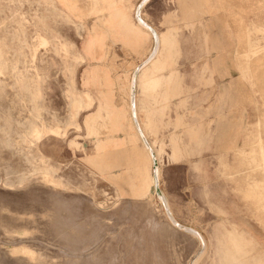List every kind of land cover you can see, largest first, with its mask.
Listing matches in <instances>:
<instances>
[{
    "label": "rangeland",
    "instance_id": "374dc122",
    "mask_svg": "<svg viewBox=\"0 0 264 264\" xmlns=\"http://www.w3.org/2000/svg\"><path fill=\"white\" fill-rule=\"evenodd\" d=\"M143 1L0 0V264H264V0Z\"/></svg>",
    "mask_w": 264,
    "mask_h": 264
},
{
    "label": "bare ground",
    "instance_id": "6f19581e",
    "mask_svg": "<svg viewBox=\"0 0 264 264\" xmlns=\"http://www.w3.org/2000/svg\"><path fill=\"white\" fill-rule=\"evenodd\" d=\"M43 1V0H42ZM47 2H48V4H50V5H52V6H54L55 8L54 9H57V11H58V13L57 14H59V16H61V17H64L65 19H67V20H69V18L65 15V14H63L59 9H58V7L56 6V4H55V2H54V0H46ZM148 0H144L143 1V3H144V5H145V3L147 2ZM207 6V5H206ZM143 7V6H142ZM141 7V8H142ZM207 7H209V6H207ZM47 9V8H46ZM139 10H140V8L137 10V12H136V17H135V21H136V23H137V25L141 28V29H143L144 31H147V32H150L151 34H152V36H153V41H154V52H153V54L152 55H155L156 53H158L159 51H160V48H161V36H160V34H158L157 32H155L152 28H150L149 27V25L147 24V22L142 18V11L139 13ZM208 11H209V8H208ZM49 15V14H48ZM56 16V15H55ZM67 22V21H66ZM216 30H217V33H220V30L218 29V28H215ZM37 37H40V35L37 33ZM214 37V36H213ZM38 39V38H37ZM42 40V39H41ZM18 42V41H17ZM45 42V41H44ZM59 42V41H58ZM215 42V41H214ZM41 44H42V42H40ZM39 43V44H40ZM54 43V42H53ZM60 43V42H59ZM216 43V42H215ZM40 44V45H41ZM50 44V43H49ZM51 45V44H50ZM55 45H56V43H55ZM55 45H54V47H55ZM58 45V44H57ZM45 47V46H44ZM71 47V46H70ZM68 48V47H67ZM66 48V49H67ZM72 48V47H71ZM65 49V46L64 45H60L58 48H56L55 50H56V53H58L59 54V56H60V54H62V56H65V54L67 55L68 53H67V51H68V49L66 50ZM54 50V51H55ZM70 50V49H69ZM72 54V53H71ZM7 56V55H6ZM69 56V55H68ZM68 56H66V57H68ZM71 57V56H70ZM60 58H62V57H60ZM2 59H3V55H2V50H0V72H1V69L3 68L2 67ZM63 59V58H62ZM66 59V58H65ZM77 59L79 60V61H82L83 59H82V57L80 56V55H78L77 56ZM68 60V59H67ZM4 61V60H3ZM66 61V60H65ZM8 62L9 61H7V64H8ZM75 62V61H74ZM5 63V62H4ZM10 63V62H9ZM75 63H77V61L75 62ZM143 63V62H142ZM6 64V63H5ZM13 64H16V63H13ZM6 66V65H5ZM7 66H9V65H7ZM16 66V65H15ZM7 68V67H6ZM13 68V67H12ZM12 68H7V69H12ZM16 68V67H15ZM14 68V69H15ZM13 69V70H14ZM3 70V69H2ZM9 70V71H10ZM17 70V69H16ZM8 71V70H7ZM7 71H5V72H7ZM2 73V72H1ZM0 73V74H1ZM8 73V72H7ZM11 74H13V73H15V72H10ZM5 74V73H4ZM22 77V76H21ZM23 78V77H22ZM18 81H20V80H18ZM24 81V80H23ZM17 82V81H16ZM22 82V81H21ZM18 83V82H17ZM20 83V82H19ZM21 84V83H20ZM23 85H25V84H23ZM131 87L133 88V83H132V85H131ZM38 92V91H37ZM38 94V93H37ZM74 97V96H73ZM77 99H79V98H77ZM82 99V98H81ZM84 99V98H83ZM82 99V100H83ZM82 100H74V101H71L72 102V109H73V111L74 112H71L72 114L73 113H77L79 110H81L83 107V105H84V102L82 101ZM133 100H134V95L132 94V96H131V109H132V116H133V119L135 120V124H136V128H137V130H138V132H139V134H140V136L142 137V139H143V144H144V147H145V149H146V151H147V153L149 154V155H151V158H152V163H153V168H152V171H153V175H154V179H155V183L156 184H159V167H158V164H157V161H156V157H155V154H154V152H153V150H152V148H151V146L145 141V139H144V137H143V135L141 134V131H140V129H139V126H138V124H137V112H136V109H135V102L133 103ZM37 101V100H36ZM85 101H86V105H88V104H91V98L89 97V98H85ZM135 101V100H134ZM71 110V109H70ZM71 115V114H70ZM77 115V114H76ZM71 117H72V115H71ZM71 120V119H70ZM34 127V126H33ZM31 128V127H30ZM58 129V128H57ZM57 129H52V131H54V130H57ZM31 130H33V129H31ZM42 131H43V129H42ZM33 132H34V135L36 134V127H35V129L33 130ZM56 132H58V131H56ZM40 133V132H39ZM51 133V132H50ZM39 135V134H38ZM64 135V134H63ZM36 136H37V134H36ZM30 137H31V135H30ZM34 138V137H33ZM36 139V138H35ZM37 173V172H36ZM44 177V176H43ZM42 182V181H41ZM54 183V182H53ZM160 196V197H159ZM157 197H158V199L160 200V202L162 203V205H163V207H164V211H165V214H166V217H167V220L171 223V225H173L174 227H176V228H178V229H180V230H184V231H186V232H188L189 234H191L194 238H196L197 240H199L200 242H201V244H202V246H203V248L204 247H206L205 246V242H204V239H203V237L199 234V233H197L196 231H193V230H191V229H186V228H184V227H182V226H180L174 219H173V216H172V213H171V210L169 209V207H168V204H167V202H166V200H165V197H164V195H163V193L161 192V193H159V194H157ZM151 198H152V196H151ZM154 198V197H153ZM151 201V200H150ZM227 204V203H226ZM223 206V205H222ZM229 206V205H228ZM255 240V239H254ZM195 259V258H194ZM190 264H194L193 263V261L190 263Z\"/></svg>",
    "mask_w": 264,
    "mask_h": 264
},
{
    "label": "crops",
    "instance_id": "0c3cea01",
    "mask_svg": "<svg viewBox=\"0 0 264 264\" xmlns=\"http://www.w3.org/2000/svg\"><path fill=\"white\" fill-rule=\"evenodd\" d=\"M210 1V4H211V6H209V7H205V9H206V13H209L208 15L210 16V18L211 19H215L217 16H220V11H222V9H223V5H222V3H221V0H209ZM208 8H209V11H208ZM84 95H85V98H91V103L94 101L93 100V98L91 97V95H89L88 93H84ZM132 96V95H131ZM84 106V105H83ZM82 106V107H83ZM86 107H89V106H91V104H88V105H85ZM131 112H132V109H131ZM134 122H135V120H134ZM137 124H138V126H139V129H140V131H141V134L143 135V137H144V139H145V141L149 144V142H148V140H147V138H146V136L144 135V133L142 132V129H141V126H140V124H139V121H138V118H137ZM136 125V124H135ZM142 141H143V139H141ZM150 145V144H149ZM151 146V145H150ZM186 194V193H185ZM187 196H189L187 199H188V202H190V201H192L193 200V198H192V195H191V193H190V191H188V193H187ZM221 210H223V211H225V213L227 214V215H229V219L231 220V221H233L232 223L233 224H235V225H240V221H241V219H240V216H239V214H236V210H233L231 207L230 208H222ZM173 217L174 218H176L177 216H176V213H175V209H173ZM178 222H179V220H177ZM180 226H182V225H184V223H182V222H179L178 223Z\"/></svg>",
    "mask_w": 264,
    "mask_h": 264
},
{
    "label": "water",
    "instance_id": "95a60500",
    "mask_svg": "<svg viewBox=\"0 0 264 264\" xmlns=\"http://www.w3.org/2000/svg\"><path fill=\"white\" fill-rule=\"evenodd\" d=\"M156 193H157V194H159V193H160L158 189L156 190Z\"/></svg>",
    "mask_w": 264,
    "mask_h": 264
}]
</instances>
